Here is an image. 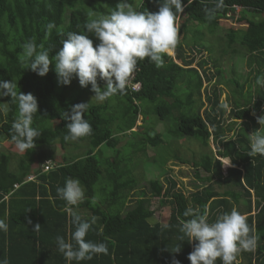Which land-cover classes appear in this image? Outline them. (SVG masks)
<instances>
[{
  "label": "trees",
  "instance_id": "1",
  "mask_svg": "<svg viewBox=\"0 0 264 264\" xmlns=\"http://www.w3.org/2000/svg\"><path fill=\"white\" fill-rule=\"evenodd\" d=\"M117 2L0 0V80L12 81L18 92L32 93L37 98L38 112L34 114L32 126L41 130L36 147L18 158V171L10 169L12 155L0 152V219L8 224L7 232L0 231V260L7 259L9 264H68L57 250L56 237L63 236L66 242L76 246L71 240V233L75 231L72 213H75L89 222L95 218L85 239L107 244L108 254H96L91 259L72 261L71 264H172L174 258L180 264H190L188 255L196 242L190 243L180 232L182 223L190 218L184 217L183 213L188 208L203 212L207 207L209 223L233 208L246 215L252 229L250 235L257 237V246L254 252H241L234 264H264V156L249 155L250 135L259 129L253 113L264 115V87L256 84L257 77L264 76V0H224V6L215 10L211 18L205 8H213V0H194L191 5L183 0L187 6L176 18L182 37L173 53L164 55V66L157 68L147 58L139 61L133 82L140 83V90L131 91L127 85L124 94L112 96L114 104L121 108L120 119L105 120L101 116L108 108L110 98L105 104L90 105L84 116L92 126V133L79 139L88 141L85 154L69 160L55 159L51 148L55 144L64 148L69 142L64 140L69 123L64 113L70 116L72 106L84 102L73 96V92L78 94L73 91L77 85L74 78L68 85L58 82L57 74L51 70L54 63L45 76L24 69L19 60L22 45L34 39L37 45L51 49L50 57L55 56L62 47L61 41L66 38L57 34L56 29L51 35L46 34V25L55 22L64 34L90 35L95 46L98 41L86 33L84 25L114 11ZM127 3L140 12L158 11L155 0H127ZM251 14L258 15L259 19H249ZM226 20L232 24H247L244 29L226 30L227 39L218 36V42L225 43L223 53L232 51L246 55L257 98L252 97L251 85L244 97L242 85L235 81V94L242 96L244 102L240 104L237 99L225 115L226 110L219 107L222 103L220 88L213 87L212 97L206 93L203 98V84L211 81L208 62L195 51L197 46H204L203 38H194L187 43L186 32L192 25L198 27V31L201 27L206 28L200 32L202 34L210 32L217 37V30ZM213 67L219 73L215 62ZM98 83L105 86L99 78ZM139 102H149L151 106L144 107ZM17 114L18 106L11 97H0V140L8 141L10 148L16 151L10 127ZM150 114L157 115L156 122L171 119L173 126L167 131L169 135L202 145L201 153H196L199 157H192L189 163L197 184H193V191L185 194L170 174H166L163 182L150 179V196L141 188L132 205L124 208L138 184L130 171L119 174L115 171L117 163L123 160L116 148V137L131 131L138 115L145 120ZM153 131L149 142L158 145L163 141L161 133L154 128ZM144 137L147 138V134ZM210 139L215 145V153L210 148ZM105 146L113 149L117 162L102 155ZM171 150V158H176L175 149L172 147ZM224 158H229L231 163L225 171L220 160ZM45 160L56 161L58 166L48 172L38 169L36 181L24 182L32 169L31 164L38 167ZM68 179H79L86 195L83 203L71 209L57 193V188L64 187ZM17 183L19 187L11 191ZM152 197L159 198L160 206L168 205L165 223L154 219ZM36 224H40L38 231L34 230ZM164 224L168 227L164 228ZM179 246L178 253L170 250ZM216 264L222 262L217 259Z\"/></svg>",
  "mask_w": 264,
  "mask_h": 264
},
{
  "label": "clouds",
  "instance_id": "2",
  "mask_svg": "<svg viewBox=\"0 0 264 264\" xmlns=\"http://www.w3.org/2000/svg\"><path fill=\"white\" fill-rule=\"evenodd\" d=\"M155 2L158 4V11L140 12L128 4L127 0H120L116 9L108 15H100L87 21L84 25L85 31L96 38L98 42L95 46L90 35L79 32L64 34L55 22H49L46 25L47 35H51L52 30L56 29L57 34L66 36L61 41L60 50L50 57L51 49L45 48L43 44L37 45L34 39H29L22 45L19 60L24 69H30L40 76H45L50 65L54 63L59 83L68 85L73 78H77L81 87L90 85L97 102L102 103L114 95L124 94L127 85L133 91L131 85L138 83L133 82V78L139 61L147 58L155 67L161 68L165 64L164 55L173 53L179 43L176 18L194 0H187V5L183 0ZM213 3V8H205L209 18L215 10L224 6V0H213ZM98 78L106 82L104 87L100 86ZM256 84L264 87V76H258ZM16 88L17 85L12 81L0 80V97L10 96L18 106L17 118L10 127L11 139L18 151L25 153L36 147V138L41 133L40 129L32 126L34 114L38 112V101L32 93L18 92ZM87 107L88 103H78L72 106L70 116L64 113V118L69 120L65 141H76L91 135L92 126L84 116ZM219 107L230 111L227 102H222ZM257 121L261 127L250 135V156H264V115L257 117ZM224 159L229 161L222 162L225 165V168L222 166L223 171L231 166L230 159ZM46 164H49L48 169L44 168ZM40 165L42 172H48L57 167L58 163L45 160ZM23 181L36 180L27 176ZM18 187V183L14 184L11 191ZM57 193L69 209L86 199L85 189L79 179L66 180L64 187L57 188ZM183 215L190 218L182 223L180 232L190 243L196 242L193 251L188 255L190 264H216L217 259L222 264H234L241 252H254L256 249L257 237L250 235L252 229L247 223V216L236 208L219 215L212 223L208 221L207 207L203 212L188 208ZM94 222L95 218L89 222L72 213L75 231L71 233V240L76 246L66 242L63 236L56 237L57 250L63 254L68 264L91 259L96 254H108L107 244L85 239ZM163 227L167 228L168 225L164 224ZM39 228L40 224H36L34 230L38 231ZM7 230L8 224L0 219V231ZM181 240H184L183 237ZM170 250L178 253L180 246ZM0 264H9V261L0 260ZM172 264H180V261L174 258Z\"/></svg>",
  "mask_w": 264,
  "mask_h": 264
},
{
  "label": "rangeland",
  "instance_id": "3",
  "mask_svg": "<svg viewBox=\"0 0 264 264\" xmlns=\"http://www.w3.org/2000/svg\"><path fill=\"white\" fill-rule=\"evenodd\" d=\"M114 1L117 2V0ZM119 2H117V4ZM248 18L257 20L259 19V16L256 14H251L248 16ZM181 22L182 20H179V23ZM243 24H246V22L232 24L230 20L223 21L221 27H219L216 32L217 34H215L217 37L209 34L210 32L202 34L200 32L206 31V28L202 29L201 27L198 31L196 30L198 27H193L192 25L187 28L186 32L187 43H191L194 38H203L202 43H204V46L202 48L197 46L195 49V47H192L195 49L198 57L201 55L206 59V62H208V72L210 74L209 77L211 78V81H207L203 84V98L206 93H209L210 96L212 95L213 87L220 88L221 90L219 89V98L222 102L229 103L230 108L233 106L234 102H237V99L240 104L244 102L242 96L235 94V81H238V83L242 85L244 97L247 94L249 85H251L252 97L257 98V95L253 92V90L256 89V85L254 84L253 76L250 74L251 68L247 65L246 55L244 53L232 51L223 53L222 51L225 48V43L220 44L218 42V36L222 39H227L226 30L244 29L246 28L247 24ZM178 35L180 39L182 37V33L180 34L178 32ZM197 49L200 52L197 51ZM176 62L178 61L176 60ZM214 62L220 69L219 73L216 72L217 68L213 67ZM54 68L55 65L53 64L51 70L52 72L56 73ZM217 81L219 83L216 85ZM73 82L77 84L75 85L73 91L78 93L76 94L73 92V96L75 98L81 99L84 103H88V107L92 104H105L106 101L102 103L96 101L94 93L90 90V85L89 87H81L77 78H74ZM105 83L106 82L104 81V85ZM57 90H61L59 86H57ZM140 104H142L144 107L151 106L149 102ZM205 105H207V103ZM200 112L202 114L203 109ZM227 112L228 110H226L225 115ZM253 115L255 116V119L261 116L258 113H253ZM101 116L105 120L116 121L120 119L121 108L118 106V104H114V97L110 98L108 108L102 112ZM156 117V114H150L148 118L144 120V118L142 119L141 115H138L136 123L131 130L136 132L127 131L124 134L118 135V137H116L118 139L116 148L118 149V153H120L123 160L122 162L117 163L118 165L115 171L118 174L122 173L123 171H130L134 176L136 183L138 184L137 188H135L134 191L130 193V197L128 202L125 203L124 208L130 207L132 205V200L141 188L146 189L148 192L147 195L150 196L151 192L148 186V181L150 179H157L163 182L166 174H170L175 180H177V187L185 194L193 191L195 189L193 184H197V180L194 178V169L189 163L191 162L192 157H199L196 153H201L203 150L202 145H199V143L196 141L185 140L184 137L175 138L169 135L167 131L173 126L171 119L166 120L165 122H156ZM238 126L241 127L239 124ZM260 127L261 125L259 124L258 128ZM153 128L161 133V138L163 141H160L158 145H152L149 142V138L152 137L153 132L155 133ZM249 132L251 133V129H249ZM144 134H147L148 137L145 138ZM209 145L214 151L213 153H215V145L212 142V139H210ZM87 146V139H78L76 141H69L64 148H62L59 144H55L51 150H53L54 154L57 155L58 160L62 161L69 160L71 155H74L75 158L83 156L86 152ZM171 146L173 149H175L176 158H171L173 155ZM0 152L10 153L12 155L10 165L12 168L17 166L19 157L23 158L22 153L19 151L16 152V150L10 148L8 141L0 140ZM102 155L107 157L109 161L117 162L113 154V149L110 147H103ZM222 160V162L229 161L228 159ZM165 162L166 165H164ZM34 166L36 165L31 164V168L35 169ZM223 168H225L224 164ZM201 174L204 175V172H201ZM158 201V197L151 198V208L155 210L154 219L165 223L169 215V207L166 204L160 206ZM240 206L243 207L244 205L242 204Z\"/></svg>",
  "mask_w": 264,
  "mask_h": 264
},
{
  "label": "crops",
  "instance_id": "4",
  "mask_svg": "<svg viewBox=\"0 0 264 264\" xmlns=\"http://www.w3.org/2000/svg\"><path fill=\"white\" fill-rule=\"evenodd\" d=\"M237 11H238V10H237ZM16 152H18V151H16ZM80 157H81V156H80ZM71 158H75L74 155H71ZM76 158H79V157H76ZM55 159H56L57 161H59L57 155H55ZM10 165H11V164H10ZM10 167H11V166H10ZM34 167H35V169L32 168L31 171L29 172V174L26 175V177H27V176H32V177L34 178V180H36L35 177H37V175L39 174L37 170L41 168V165L39 164L38 167H36V166H34ZM11 169H12V171H18V165H17L15 168H12V167H11ZM26 177H25V178H26ZM37 182H38V181H37ZM4 199L6 200L7 197L4 198Z\"/></svg>",
  "mask_w": 264,
  "mask_h": 264
},
{
  "label": "built area",
  "instance_id": "5",
  "mask_svg": "<svg viewBox=\"0 0 264 264\" xmlns=\"http://www.w3.org/2000/svg\"><path fill=\"white\" fill-rule=\"evenodd\" d=\"M134 74H132V77H133ZM129 83V82H128ZM131 88L133 91H136L140 88V85L138 83H135V84H132L131 85ZM45 169H48L49 168V164H46V166L44 167Z\"/></svg>",
  "mask_w": 264,
  "mask_h": 264
}]
</instances>
